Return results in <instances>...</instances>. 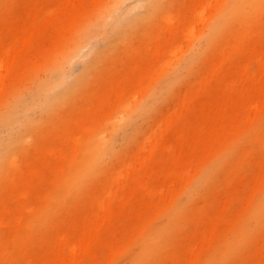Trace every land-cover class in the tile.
Masks as SVG:
<instances>
[{"label": "bare ground", "instance_id": "6f19581e", "mask_svg": "<svg viewBox=\"0 0 264 264\" xmlns=\"http://www.w3.org/2000/svg\"><path fill=\"white\" fill-rule=\"evenodd\" d=\"M2 16L0 264H264V0Z\"/></svg>", "mask_w": 264, "mask_h": 264}, {"label": "rangeland", "instance_id": "374dc122", "mask_svg": "<svg viewBox=\"0 0 264 264\" xmlns=\"http://www.w3.org/2000/svg\"><path fill=\"white\" fill-rule=\"evenodd\" d=\"M8 0H5V2H7ZM4 2V3H5ZM4 3H2V1H0V26H4L5 25V22H4V18H3V16H2V11H3V9H4ZM9 42V44L11 43H14V40H12L11 38L10 39H8L7 40V43ZM7 46H4V47H2V49H1V54H0V63L3 61V59H4V57H5V54H6V50H5V48H6ZM200 47V44H198V43H196L195 41H190V40H183L182 41V45L180 46V53H178L177 54V57L176 58H174L173 59V57L172 56H170V67H177L178 65H180V61H182V57H184L186 54L188 55V54H190V53H192V51H194L195 49H197V48H199ZM16 50H18V47L17 48H15ZM78 66V67H77ZM80 65L79 64H76V65H74L73 67V72L74 73H78L79 72V70H81V66L79 67ZM76 67V68H75ZM136 101V100H135ZM133 102V101H132ZM131 102V103H132ZM167 102H169V105H167V103L165 104V106H163V107H165V108H167L168 106H172L173 105V101L170 99V100H168ZM167 106V107H166ZM164 108V109H165ZM169 108V107H168ZM124 115L125 114H121L120 113V115L118 116V119L119 118H122V117H124ZM143 126V128H145V125H142ZM121 144V141H120V138L117 140V143H116V146L118 147L119 145ZM248 171H249V168H245L244 169V171H243V174H247L248 173ZM167 224V221H166V219H164V218H162L161 220H159V222H158V226L159 227H162L161 225H166ZM246 251V250H245ZM244 251V252H245ZM131 260V259H130ZM130 260L129 259H126L125 261H123L122 263L124 264V262H127V261H129L130 262ZM125 264H130V263H125Z\"/></svg>", "mask_w": 264, "mask_h": 264}]
</instances>
